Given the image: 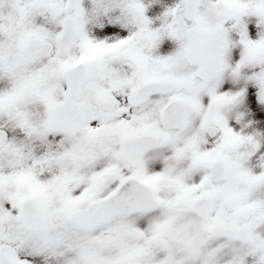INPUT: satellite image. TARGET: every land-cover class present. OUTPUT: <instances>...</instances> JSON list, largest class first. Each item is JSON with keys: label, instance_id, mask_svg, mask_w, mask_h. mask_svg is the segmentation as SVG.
<instances>
[{"label": "snow or ice", "instance_id": "snow-or-ice-1", "mask_svg": "<svg viewBox=\"0 0 264 264\" xmlns=\"http://www.w3.org/2000/svg\"><path fill=\"white\" fill-rule=\"evenodd\" d=\"M0 264H264V0H0Z\"/></svg>", "mask_w": 264, "mask_h": 264}]
</instances>
